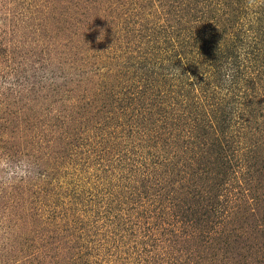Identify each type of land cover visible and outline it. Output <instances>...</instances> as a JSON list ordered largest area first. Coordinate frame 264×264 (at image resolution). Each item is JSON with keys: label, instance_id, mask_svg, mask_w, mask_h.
Returning a JSON list of instances; mask_svg holds the SVG:
<instances>
[{"label": "rangeland", "instance_id": "obj_1", "mask_svg": "<svg viewBox=\"0 0 264 264\" xmlns=\"http://www.w3.org/2000/svg\"><path fill=\"white\" fill-rule=\"evenodd\" d=\"M5 158L0 264H264V0H0Z\"/></svg>", "mask_w": 264, "mask_h": 264}, {"label": "clouds", "instance_id": "obj_2", "mask_svg": "<svg viewBox=\"0 0 264 264\" xmlns=\"http://www.w3.org/2000/svg\"><path fill=\"white\" fill-rule=\"evenodd\" d=\"M97 39H103V30H101V35ZM0 168L4 169L3 178L8 182H14L16 179L27 177L32 174V164L27 158L21 159L15 163L10 162L6 158L0 159Z\"/></svg>", "mask_w": 264, "mask_h": 264}]
</instances>
